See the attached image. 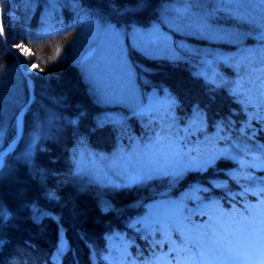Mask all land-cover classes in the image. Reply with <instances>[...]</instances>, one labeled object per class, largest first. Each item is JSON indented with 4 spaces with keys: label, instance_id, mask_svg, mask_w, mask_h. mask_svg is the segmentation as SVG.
Listing matches in <instances>:
<instances>
[{
    "label": "trees",
    "instance_id": "16d2710c",
    "mask_svg": "<svg viewBox=\"0 0 264 264\" xmlns=\"http://www.w3.org/2000/svg\"><path fill=\"white\" fill-rule=\"evenodd\" d=\"M182 1L147 0L148 6L138 12H125V8L134 7L137 0L13 1L17 5L19 26L13 27L4 15L3 32L7 46L0 36L2 140H6L8 134L11 139L15 137L17 113L29 98L25 78L17 63V57L21 61L24 59L13 57L8 48L14 50L16 42L23 43L35 53L29 60L44 71L30 75L34 98L24 115L23 136L17 148L4 157L6 168L5 175L0 177V200L17 211V219L4 229V239L9 244L0 252V264H5L17 250H20L19 264H53L54 261L56 264H108L103 257L105 240L114 232L124 233L131 241L128 258L136 261L138 253L140 259L151 257L150 242L164 237L158 230H143L142 223L136 221L145 215L149 202L162 197L180 199L184 202L186 217L202 225L206 216L189 208L194 202L186 192L192 188H196V200L215 199L216 210L226 211L232 206L243 210L248 199L256 198L239 191L242 186H261L264 170L250 169L235 174L236 162L226 155L219 156L202 170H188L176 176L161 174L162 171L157 170L136 181L122 176L109 179L102 177L97 170V162L116 153L113 148L140 147L150 141L159 121L157 118L150 120L149 115L123 105H103L92 84L72 61V42L92 17L104 24H113L124 33L127 58L143 97L151 90L163 94L164 89L176 96L178 106L172 109L174 125L179 127L196 116L193 109L199 104L206 112V121L198 130V136L211 131L216 122L221 121L230 131L226 141L235 155L264 148V123H257L255 136L238 130L246 116L231 87L242 67L213 59L210 63V68L215 69L213 78L202 72L207 50L229 52L241 44L261 42L254 35L261 27L232 12L224 0H193L201 20L211 26L232 29L238 40L217 41L181 32L168 27L160 12L163 6ZM155 22L171 31L175 44L178 39L183 40L184 47L176 44V56H152L131 43L129 32L132 29L148 28ZM63 26L70 30L61 33ZM53 27L57 30L51 35L36 39L39 33ZM28 32L32 35L27 36ZM57 47L60 48L59 55L56 54ZM15 70L20 82L15 87L6 88L3 78ZM66 79L67 86L63 83ZM79 111L87 115L79 127H73L68 121ZM106 112L115 114V117L104 119ZM231 119L234 120L232 125L229 123ZM37 123L38 136L30 148L23 147L24 139L37 128ZM28 152L32 153V158L26 163L24 155ZM245 177L254 178L255 182ZM47 191L54 192L58 200H48ZM25 202L34 203L49 216L39 224L33 223L29 213L21 207ZM102 207L104 211H101ZM54 218H59V224ZM169 233L174 240L181 242L179 231L170 230ZM29 244L31 248L27 247ZM59 244L67 246L63 255H56ZM168 247L164 242L163 247L157 245L154 252L168 251ZM169 255L171 259L175 253Z\"/></svg>",
    "mask_w": 264,
    "mask_h": 264
},
{
    "label": "rangeland",
    "instance_id": "374dc122",
    "mask_svg": "<svg viewBox=\"0 0 264 264\" xmlns=\"http://www.w3.org/2000/svg\"><path fill=\"white\" fill-rule=\"evenodd\" d=\"M224 1L232 12L249 18V20L261 27L254 34L261 42L241 44L229 52L207 50L205 52V66L202 72L206 73L208 78H213L215 69L213 67L210 68V63L213 59L229 61L236 66L242 67L231 90L232 93L237 94V98L241 101V109L246 116L241 120L238 130L244 134L252 135L253 130L256 133L257 123H262L261 117L258 115V109L260 104L264 103V40L261 39L264 36V0ZM2 8L4 14L5 7L3 4ZM16 8L17 5L13 3L9 11L5 10V15L13 24V27L18 28L19 15ZM160 14L168 27L178 31L206 36L217 41L229 40V42H234L238 40L236 33L232 29L211 26L201 20L197 15L193 0H183L181 3L165 5L162 7ZM108 25L113 24H104L100 19L94 17L89 19L75 38V43L72 46V61L79 66L86 80L92 84L99 101L103 105H123L137 113L149 115L150 120L157 118L159 126L155 131V136L144 145L140 147L126 146L121 150L115 147L113 151L116 153L112 157L104 158L102 162H97V170L102 174V177L111 179L122 176L129 181H136L150 176L157 170L176 176L188 170L205 169L216 158L223 155L234 158L236 168L233 173L235 174L247 172L250 169L264 170V163L260 160H253L254 156L259 155V151L247 152V155L245 153L235 155L229 142L226 141L230 131L225 128L221 121H217L211 131L198 136V130L204 126L205 118L201 123L196 116H193L185 124L178 127L173 123L172 110L168 112L164 93L160 94L151 90L146 97H143L139 92L132 65L127 58L126 37L118 28L119 35L118 37L114 36L107 30ZM129 38L133 45L152 56H176V44L179 47H184L182 39H178V43L175 44L171 31L160 22H155L148 28L132 29L129 32ZM15 44H19V42ZM13 48V51L18 53L19 50L14 45ZM21 57L24 61L29 60V57L22 55ZM19 63L21 64V60H19ZM209 69H211L210 72ZM24 71L27 77L23 75L20 69L30 95L29 87L31 82L33 83L30 75H38L41 72L38 69L32 70L30 74L27 70L24 69ZM17 74L15 70L9 77L8 75L5 76L3 85L6 88L17 86L20 82ZM46 75L51 76L47 73ZM52 78L55 77L52 76ZM67 81L66 79L63 82L66 86L69 83ZM26 103L20 109L24 108ZM28 107L29 105L25 107V113ZM113 117H115V114L106 112L104 119ZM230 122L232 125L234 120L231 119ZM162 129H164L163 133H161ZM32 130L28 134L27 139H24L23 147L30 148L36 136H38V123L37 128ZM16 131L17 121L15 122L13 135H15ZM171 133L176 134L178 147L165 167L159 159V154L161 152V143ZM158 134H160V142L157 139ZM13 138H9V134L6 140L0 138V146L3 148L5 145L12 143ZM208 161H211V163L209 164ZM249 163L254 166L250 168L242 167V165ZM258 187L260 186L249 185L240 188V193H248L257 197L249 200L245 205V210L240 212L234 206L226 211L222 209L216 210L215 199L196 200V188H192L186 193L190 194V199L194 202L189 208L194 213L206 216L201 223L202 225L205 222L230 224L234 219L238 220L241 216L252 218L258 213H264V199L256 194ZM16 190L20 192L21 188L16 187ZM228 194L234 196L230 191H228ZM179 213L186 216L183 201L174 197H162L149 202L145 215L136 221L142 223L143 230H158L164 234L163 230L165 228L170 232L175 227L174 221ZM186 223L189 227H193L199 225L200 222H193V218H190ZM171 239L174 240L172 236ZM130 243L131 241L125 238L124 233L114 232L110 234L105 240L106 252L103 254L107 263L130 264L131 261H134L132 258H128ZM156 255L165 256L167 260H170L168 251L161 250ZM162 264H165V262H162Z\"/></svg>",
    "mask_w": 264,
    "mask_h": 264
},
{
    "label": "snow or ice",
    "instance_id": "6c2138e0",
    "mask_svg": "<svg viewBox=\"0 0 264 264\" xmlns=\"http://www.w3.org/2000/svg\"><path fill=\"white\" fill-rule=\"evenodd\" d=\"M4 2L5 0H0V32L3 31L2 4ZM7 2L10 4L11 0H7ZM147 6V0H137L135 6L126 7L125 12L142 11ZM113 7H115V5H113ZM56 30L57 29L53 27L48 31L39 33L36 39H40L41 35L49 36ZM69 30V27L63 26L60 32L62 33ZM107 30L118 37L119 31L115 26L108 25ZM26 35L31 36L32 33L28 32ZM261 39L264 40V36H262ZM72 43H75V39ZM14 47L19 50L18 53H12V50L10 48L8 49L13 57L21 55L24 57H31L35 55V53L23 43L14 44ZM69 47H71V45H69ZM56 54H60L59 47L56 48ZM21 65L29 74L32 70L38 69L40 72L44 71V69L39 68L37 63L31 60H22ZM210 71L211 69H209V72ZM163 91L168 112H171L172 109L178 106L177 98L167 89ZM193 111L197 120L202 123L203 119L206 117L205 110L202 109L199 104H196ZM86 115V112L79 111L75 114V118L70 119L68 123L73 127H79L81 120H83ZM258 115L261 117V122L264 123V103L260 104ZM98 127H102V125L98 124ZM249 127H251V125H249ZM163 132L164 129L161 130V133ZM252 136H255V130L252 131ZM157 139L158 142H160V134L157 135ZM177 147L178 138L175 133H171V135L161 143L159 159L165 167ZM13 150L11 145H9L8 150L0 147V177L5 175L4 170L6 165L4 163V157L9 155ZM247 154L248 153L245 151V155ZM31 158V152L25 153L24 161L26 163ZM253 160H260L264 163V149H261L259 155L254 156ZM208 163L210 164L211 161H208ZM253 166L254 165L251 163L242 165L243 168H250ZM76 167L78 168L79 165L77 164ZM161 174H163V172H161ZM245 178L255 182L254 178ZM256 194L264 197V182H261V186L257 188ZM45 196L50 201L58 200L57 195L52 191H47ZM21 207L24 211L29 213V218L35 224L41 223L43 218L49 216V213L38 209L32 202H25ZM104 210L105 208L102 207L101 211ZM72 211H76L75 207H73ZM16 219L17 211L10 208L6 202L0 200V252H3L9 244V242L4 239V229L8 228ZM54 219H56L59 224V218ZM189 219L190 217H186L182 213H179L174 221L175 227L171 230L181 233L180 243L172 240L169 230L165 228L163 230V240L153 239L150 242L152 256L140 259L141 254L138 253L137 260L131 261L130 264H162V262H165V264H264V213H258L252 218L241 216L238 220L234 219L230 224H212L210 222H205L203 225H195L193 227H189L186 223ZM164 242H167L169 245L168 254L175 253V256H172L171 260H167L165 256H157L154 252L155 247L157 245L163 247ZM27 247L31 248L32 245L29 244ZM66 251L67 246L65 244H59L56 255H63ZM18 255H20V250H17L5 264H19L17 259ZM53 264H56V262L54 261Z\"/></svg>",
    "mask_w": 264,
    "mask_h": 264
},
{
    "label": "water",
    "instance_id": "95a60500",
    "mask_svg": "<svg viewBox=\"0 0 264 264\" xmlns=\"http://www.w3.org/2000/svg\"><path fill=\"white\" fill-rule=\"evenodd\" d=\"M0 35H1V38H2L3 42L5 43V41H4V33H3V31L0 32ZM12 52L15 53L14 51H12ZM17 61H18V63H19V59H18V58H17ZM19 66H20V69H21L23 75H24L25 77H27V74L25 73V71H24V69H23V67L21 66L20 63H19ZM33 98H34V94H33V83L31 82V84H30V97H29V100L27 101L25 107H27L28 105H30V103L32 102ZM25 107L22 108V109L18 112V114H17V121H18V132H17V135H16V137H15V139L13 140L12 143H9V144H7V145H5V146L3 147L5 150H8L9 145H11V148L14 149V150H15L16 147L18 146V143H19V141H20V139H21V137H22V135H23V130H24V109H25ZM14 150H13V151H14ZM13 151H11L10 153H12Z\"/></svg>",
    "mask_w": 264,
    "mask_h": 264
}]
</instances>
